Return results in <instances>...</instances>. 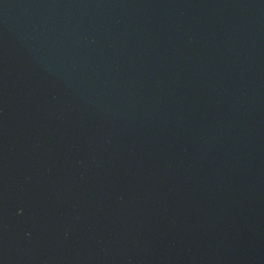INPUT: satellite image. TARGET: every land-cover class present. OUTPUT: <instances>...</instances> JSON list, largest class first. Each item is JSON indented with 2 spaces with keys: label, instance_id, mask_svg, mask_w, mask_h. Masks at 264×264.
Masks as SVG:
<instances>
[{
  "label": "water",
  "instance_id": "95a60500",
  "mask_svg": "<svg viewBox=\"0 0 264 264\" xmlns=\"http://www.w3.org/2000/svg\"><path fill=\"white\" fill-rule=\"evenodd\" d=\"M0 264H264V0H0Z\"/></svg>",
  "mask_w": 264,
  "mask_h": 264
}]
</instances>
